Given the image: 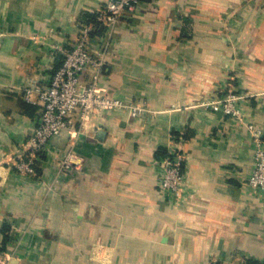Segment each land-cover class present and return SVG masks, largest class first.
<instances>
[{
  "label": "crops",
  "instance_id": "0c3cea01",
  "mask_svg": "<svg viewBox=\"0 0 264 264\" xmlns=\"http://www.w3.org/2000/svg\"><path fill=\"white\" fill-rule=\"evenodd\" d=\"M106 1L0 0V238L6 223L9 263L263 264L264 201L244 180L254 163L249 133L202 103L242 94L246 120L264 136V0H139L112 27H94L99 91L143 113L90 115L84 130L74 117L35 175L16 172L41 112L24 87L49 83L62 59L56 46L72 45L80 15ZM68 149L80 168L60 174ZM169 151L183 155L173 201L156 162Z\"/></svg>",
  "mask_w": 264,
  "mask_h": 264
},
{
  "label": "built area",
  "instance_id": "2783aa9c",
  "mask_svg": "<svg viewBox=\"0 0 264 264\" xmlns=\"http://www.w3.org/2000/svg\"><path fill=\"white\" fill-rule=\"evenodd\" d=\"M139 0H107L96 12V19L109 28L125 12H133ZM94 24L80 23L79 34L72 45L56 46L62 56L61 62L53 72L47 85L31 80L23 89V98L30 104H41V112L29 136L23 143L22 151L14 160V168L21 176L36 174V162L46 150L49 141L72 129L73 118L79 122L78 130H84L88 116L109 112L115 109H128L132 116H139L144 108L138 103L123 100L99 91L103 51H92L89 47V35ZM85 75L87 76L85 78ZM244 96L228 90L222 96L202 104L243 124L249 133L253 145V168L244 178L250 194L264 201V137L263 132L254 123L247 121L241 101ZM71 149L64 151L58 159L59 173L80 168V162L74 160ZM159 166L158 186L165 197L177 200L182 195L184 174L183 155L169 151L156 160ZM55 181H59L57 177ZM12 255L0 249V264H9Z\"/></svg>",
  "mask_w": 264,
  "mask_h": 264
},
{
  "label": "trees",
  "instance_id": "16d2710c",
  "mask_svg": "<svg viewBox=\"0 0 264 264\" xmlns=\"http://www.w3.org/2000/svg\"><path fill=\"white\" fill-rule=\"evenodd\" d=\"M79 18L84 23L92 22L94 24V27H95L94 28L95 33H101L105 30V26L102 24V22H100L99 20L96 19V12L95 11L92 13L84 12L80 15ZM1 233H2V236L0 238V249L6 250V246L8 244L9 239H10L9 238L10 237V226L8 224L4 223L1 227ZM258 262L259 261L252 260L250 258L247 260V263H250V264H256ZM216 264H220V263L217 262ZM263 264H264V260H263Z\"/></svg>",
  "mask_w": 264,
  "mask_h": 264
},
{
  "label": "water",
  "instance_id": "95a60500",
  "mask_svg": "<svg viewBox=\"0 0 264 264\" xmlns=\"http://www.w3.org/2000/svg\"><path fill=\"white\" fill-rule=\"evenodd\" d=\"M103 131H104V130H102V129H99V133H100V134H101V133H103ZM15 261H16L15 259H12V260H11V262H10L9 264H14V263H15Z\"/></svg>",
  "mask_w": 264,
  "mask_h": 264
}]
</instances>
